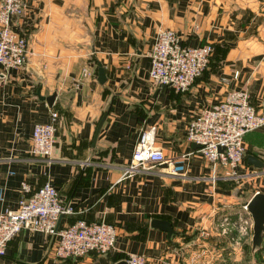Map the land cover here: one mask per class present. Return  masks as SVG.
Returning a JSON list of instances; mask_svg holds the SVG:
<instances>
[{"label":"crops","instance_id":"0c3cea01","mask_svg":"<svg viewBox=\"0 0 264 264\" xmlns=\"http://www.w3.org/2000/svg\"><path fill=\"white\" fill-rule=\"evenodd\" d=\"M22 1L24 15L13 24L27 40L26 65L0 67V213L18 209L23 182L35 190L50 181L69 211L58 228L77 219L105 222L115 226L117 239L107 255L56 261V236L23 230L0 264H116L127 254L169 264H225L218 253L250 244L223 227L226 219L247 217L243 206L264 193V170L246 160L252 155L264 163V126L244 137L236 181L222 169L213 179L186 130L201 109L217 106L231 90L246 91L264 116V0ZM160 29L174 31L184 46L213 47L208 69L185 93L150 81L149 56ZM97 63L104 84L97 81ZM84 68L90 76L82 79ZM53 94L49 106L43 98ZM52 112L56 140L51 159H43L31 154V136ZM151 145L174 161L176 174L166 165L137 164ZM152 220L169 222L176 234L168 239Z\"/></svg>","mask_w":264,"mask_h":264},{"label":"built area","instance_id":"2783aa9c","mask_svg":"<svg viewBox=\"0 0 264 264\" xmlns=\"http://www.w3.org/2000/svg\"><path fill=\"white\" fill-rule=\"evenodd\" d=\"M22 0H0V67L4 71L23 69L27 61V40L15 29L13 21L24 15ZM213 47L210 44L184 46L176 33L169 29L156 32L150 52V81L157 86L171 87L176 93L189 91L195 81L208 69ZM90 76L84 68L81 78ZM238 72H234V78ZM58 114L52 112L46 124H36L31 136V154L51 159L56 140ZM264 126V116L259 114L244 90H231L217 106L201 109L186 130L188 143L196 145L200 156L211 166L215 179L222 169L227 178L238 180V167L245 157L244 137ZM146 162L166 165L176 174L174 161L166 158L162 150L151 145L138 158L137 164ZM132 167L125 175H130ZM124 175V176H125ZM124 178V177H123ZM21 198L16 211L0 213V257L6 253L8 243L21 231L38 232L57 237L54 256L56 261L79 259L90 254L104 256L115 248L117 231L105 222H88L77 219L58 228L60 217L69 211L60 200L56 188L46 181L33 190L23 182ZM259 193V192H255ZM224 220L223 233L234 231L237 238L252 237V219ZM207 236L201 233V237ZM126 264H169L166 260L149 259L143 255L127 254Z\"/></svg>","mask_w":264,"mask_h":264},{"label":"water","instance_id":"95a60500","mask_svg":"<svg viewBox=\"0 0 264 264\" xmlns=\"http://www.w3.org/2000/svg\"><path fill=\"white\" fill-rule=\"evenodd\" d=\"M97 81L100 84H104L106 81L105 72L100 63H97ZM55 96L56 94H53L49 97L43 98V100L46 101L49 106H52ZM109 110L110 108L107 109V111L102 115L100 121L97 124L93 138V145L95 144L102 125L107 118ZM246 160L247 163L252 165L254 168L264 170V163L257 157L247 155ZM247 211L252 219L251 253L254 254L261 248L264 238V193H255L251 197V199L247 202ZM150 224L152 228L166 232L168 239L176 234L171 224L167 221L152 220ZM116 264H126V262L122 260Z\"/></svg>","mask_w":264,"mask_h":264},{"label":"rangeland","instance_id":"374dc122","mask_svg":"<svg viewBox=\"0 0 264 264\" xmlns=\"http://www.w3.org/2000/svg\"><path fill=\"white\" fill-rule=\"evenodd\" d=\"M242 212L245 213V215L247 214L244 210H242ZM248 245L249 251L246 248L244 249L243 246L242 249L237 251H223L221 252V256L218 253L217 257H223L225 260L228 259L225 264H264V238L261 248L254 254L251 253V243Z\"/></svg>","mask_w":264,"mask_h":264},{"label":"trees","instance_id":"16d2710c","mask_svg":"<svg viewBox=\"0 0 264 264\" xmlns=\"http://www.w3.org/2000/svg\"><path fill=\"white\" fill-rule=\"evenodd\" d=\"M211 58H212V57H211ZM210 61H211V60H210ZM186 242H189V240H187ZM245 248L249 251V249H248V248H249V245H245V246H244V249H245ZM69 259H71V258H69Z\"/></svg>","mask_w":264,"mask_h":264}]
</instances>
